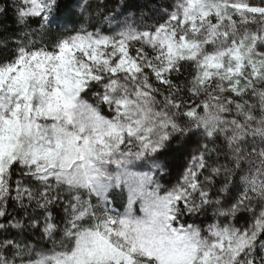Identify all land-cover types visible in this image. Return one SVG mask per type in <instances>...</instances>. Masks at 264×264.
Instances as JSON below:
<instances>
[{"label":"snow or ice","instance_id":"1","mask_svg":"<svg viewBox=\"0 0 264 264\" xmlns=\"http://www.w3.org/2000/svg\"><path fill=\"white\" fill-rule=\"evenodd\" d=\"M89 7L0 0V264H264V0Z\"/></svg>","mask_w":264,"mask_h":264},{"label":"trees","instance_id":"2","mask_svg":"<svg viewBox=\"0 0 264 264\" xmlns=\"http://www.w3.org/2000/svg\"><path fill=\"white\" fill-rule=\"evenodd\" d=\"M125 0H92L89 1L88 4H90V7L88 8V12L92 13L91 22L95 23L97 22V18H95V11L98 8H104L105 11H109L110 9L121 5L124 3ZM133 3L137 4H148L149 7L143 8L141 11L143 14L147 16H152L151 8H155L158 0H132ZM160 2H163V0H160ZM131 11H137V9H131ZM153 21L155 23V19L146 21L151 22ZM30 28L35 29L38 28V25L35 22H30ZM29 29L22 28L18 26L16 23H14L12 18V12L9 11L8 14L4 17H0V45H2L4 42H7L9 47H14L15 43L18 41L26 40L27 37H25L24 33L28 31ZM33 39H38L39 34L37 33L35 36L32 37ZM185 75H187V72H185ZM254 102V101H253ZM201 143H207V141L201 140ZM219 143V142H218ZM212 145L210 144L209 147ZM197 144L195 143V140L191 142L184 150H181L180 152H172L168 155L169 160V167L171 171L177 170L180 167V163L183 162L185 159H189V153L195 154ZM222 163L224 161H221ZM11 211V216L9 219H11L12 216H17V218H20L23 214L19 212V210ZM211 216L212 213L209 212L206 216H203V219L207 220L208 222H211ZM246 217H240L235 221L237 226H241L245 224ZM4 222L3 220H0V223ZM15 231V230H11ZM38 238V234H37Z\"/></svg>","mask_w":264,"mask_h":264},{"label":"rangeland","instance_id":"3","mask_svg":"<svg viewBox=\"0 0 264 264\" xmlns=\"http://www.w3.org/2000/svg\"><path fill=\"white\" fill-rule=\"evenodd\" d=\"M89 1H92V0H87V3ZM107 12L108 11H105V14ZM148 23H154V22L151 21V22H148ZM103 27L106 29L108 26L107 25H104ZM188 162H189V159H185L183 162H181L179 164L180 167L177 170L171 171L170 172V175H168L167 177H165V179L163 181H161L162 185H164L165 187H170L172 185H175L177 183V181L181 178V173L183 172V170H184V168H185V166H186V164ZM125 198H126V193L123 194L122 197H121L122 202L125 200ZM114 207L119 208L120 211H123V208L121 207V205H120L119 202L117 204H115ZM191 222H192V219L189 218V223H191ZM195 222L197 224H205V225H206V223H210L207 220L203 219V217H197V218H195Z\"/></svg>","mask_w":264,"mask_h":264}]
</instances>
